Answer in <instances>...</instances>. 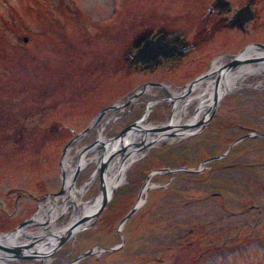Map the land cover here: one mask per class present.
<instances>
[{
	"label": "rangeland",
	"instance_id": "obj_1",
	"mask_svg": "<svg viewBox=\"0 0 264 264\" xmlns=\"http://www.w3.org/2000/svg\"><path fill=\"white\" fill-rule=\"evenodd\" d=\"M185 9V0H64L63 3L60 0H0V91L16 96L12 100L8 96L5 104L0 101V132H4V135L0 133V228H3L0 233L10 231L30 217L48 193L61 188V152L73 138L74 131L70 133V130L75 129V136L81 133L102 105L126 99L146 79L139 73H129L125 85L113 82L107 86L97 81L92 84L90 80L86 84L80 81L78 85L76 80L70 90V102H62L59 96L67 87L63 83L64 71L75 73V67H87L89 73L94 71L93 67H104L108 50L100 48V41L104 40L99 39V34L112 39L111 49L114 54L118 53L133 25L121 23L126 18L175 16ZM100 26L105 32L100 31ZM24 36L29 37L27 44L23 42ZM246 41L241 39V45ZM117 57H113V68L119 67ZM206 65L177 67L171 75L159 73V76L168 78L172 83L169 89H175L204 72ZM83 74L80 72L77 76L83 77ZM262 78L264 73L250 83L255 84ZM82 92L84 96L79 98ZM161 98L142 95L126 113L115 115L116 120L105 126L102 136L112 137L144 114L146 101ZM172 107L168 102L152 107L144 125L161 124L166 120L163 114L169 115ZM107 117L74 143L67 156L74 157L78 150L95 141ZM60 126L65 127L63 134L53 130ZM249 132L264 133V86L246 87L224 96L213 118L196 135L166 146L147 148L126 170L125 182L114 191L106 209L44 262L68 264L92 247L122 243L113 253L102 251L76 264H180V261L172 262L174 249L191 225L221 223L222 216L250 204L256 208L251 218L256 216L257 223L264 224V211L260 212L264 210V137L246 138L226 152L234 140ZM220 155H223L220 161L204 163V168L194 176L180 172L154 174L149 181L154 186L143 194L144 203L118 230L119 221L137 202L151 170L199 169L206 158ZM74 166L72 162L69 172ZM94 167L95 163H90L82 168L76 190L89 180ZM216 192L223 193V198L206 196ZM99 193L97 175L76 199L90 201ZM4 212L10 216L5 218ZM75 213L70 209L57 226L68 224ZM248 220V216H243L226 223ZM211 229L203 232L202 238L218 234L221 238H215L214 241L220 239L216 245L225 244L224 240L231 237L234 242L226 245L237 243L247 234ZM234 247L237 249L224 255L212 253L201 264H264V228ZM15 264L40 263L26 260Z\"/></svg>",
	"mask_w": 264,
	"mask_h": 264
},
{
	"label": "flooded vegetation",
	"instance_id": "obj_2",
	"mask_svg": "<svg viewBox=\"0 0 264 264\" xmlns=\"http://www.w3.org/2000/svg\"><path fill=\"white\" fill-rule=\"evenodd\" d=\"M185 3L186 9L183 16L129 17L122 21L121 23L128 22L133 25L129 27L131 33L124 41L119 67L113 68L112 51L109 58L105 59L104 67H93L94 71L89 73H87V67H75V73L63 74V81L67 84L66 89L64 88V96L68 97L67 92L70 96V90L72 85L75 87L76 80L78 85L80 81L86 84L90 80L92 84L97 81L107 86L108 83L113 82V78H116L118 84L124 85L128 77L126 72L131 69L140 71L143 76H146L145 82H161L159 73L167 76L171 75L176 67H202L209 54H212L211 52L226 44L240 49L241 39L248 40L242 46L264 43V0H185ZM245 8L242 22L234 24L235 15ZM107 39L106 44L111 47L112 39L109 38L108 41ZM150 39L175 45L177 52L173 56L147 58L144 62L136 61L134 54L146 40ZM161 53L169 54L170 51L162 50ZM114 71L117 72L115 77ZM80 72L84 73L83 77L77 76ZM220 205L225 206L224 203ZM252 209L243 208L227 214V217L232 219L248 216L247 222L225 223V216H222L219 219L221 223L216 224L215 228L220 231H245L251 235L258 228H264V225L252 222L255 221V217L251 218ZM213 225L195 226L207 228ZM193 232V230L190 231L191 236ZM184 252L185 264H192L202 260L204 250L191 244L185 246Z\"/></svg>",
	"mask_w": 264,
	"mask_h": 264
},
{
	"label": "bare ground",
	"instance_id": "obj_3",
	"mask_svg": "<svg viewBox=\"0 0 264 264\" xmlns=\"http://www.w3.org/2000/svg\"><path fill=\"white\" fill-rule=\"evenodd\" d=\"M264 73V61H261L259 63H249L246 64L244 67H240L238 69H232L228 71L227 73H224L222 80L216 86L215 82H213V77L199 83L193 84L191 87L188 89H184L181 92H171L169 96L176 97L178 94H184L179 101L175 103V108H174V117L173 121H181L184 119L185 115L190 114L192 112V109L195 107L194 111L199 110L200 113L198 114V117H206L207 116V109L209 104L213 101L215 97H224L228 94H232L235 92L240 91L243 88L246 87H254L258 88L261 86H264V78H262L260 81H258L256 84H251L250 80L255 79L259 75H262ZM170 96V97H171ZM131 102H134L135 99H131ZM159 101H152V105H156ZM146 116V115H145ZM149 139V138H148ZM147 139V140H148ZM79 140V138L76 140V142ZM136 153V152H135ZM132 155L130 159L126 160L125 162L122 161H116L114 162V166L111 169L109 173H107V178L105 180L106 182V189L107 191L110 190V187L116 186L119 187L125 179V173L127 170V166L129 165L131 159H135L139 157L138 154ZM93 160H96V156H90L89 154L85 155H78L75 158L68 157L66 156L64 158V167H65V172L66 175L69 172V166L74 163H79L81 166L86 167L89 165ZM127 167V168H126ZM94 179H91L88 184L83 186L81 189H78V193L76 196H80L81 193H83L87 185L92 183ZM68 182V180L66 181ZM111 182L112 184L108 183ZM79 200V199H78ZM101 200V195L98 196L97 198L89 201V202H84V201H77V206L79 208V218H80V212L84 209H87L90 207V210L94 209L100 202ZM81 202V203H80ZM54 200L47 198V200L41 205V208L39 210V213L34 217V220L38 221L40 219H44V215L46 213H52L51 218L54 219L56 216H58L61 211L64 209H68V205L70 204L69 199H66L64 202V206L62 209L59 211L57 209H54ZM64 212V211H63ZM57 227V226H55ZM66 225L58 227V230L55 228H52V231L57 232L58 234H61L62 231L67 229ZM51 233V232H50ZM26 235H31L30 240H33L35 237L39 236L40 234H31L30 232L27 231L26 228H22L19 231L13 232L11 234L5 235V236H0V241L4 243H20L21 241H24V238ZM49 240V243L51 245H47L46 250L51 249L52 243L56 238L51 237ZM42 243V241H41ZM43 247V246H42Z\"/></svg>",
	"mask_w": 264,
	"mask_h": 264
},
{
	"label": "water",
	"instance_id": "obj_4",
	"mask_svg": "<svg viewBox=\"0 0 264 264\" xmlns=\"http://www.w3.org/2000/svg\"><path fill=\"white\" fill-rule=\"evenodd\" d=\"M252 60H258L259 61L261 59L257 58V59H252ZM239 63H240V61L237 59L234 62H231L228 66L221 67L217 71V76L215 78L216 86H218V84L222 80V77H223L224 73L226 71H229L230 69L237 68L235 66H237ZM217 103H218V97H215L213 99V101L211 102V104L209 105V110H208L207 117L204 118V119H201V120H199L197 122L186 123L184 125H175V126L169 124V125L164 126V127L142 128V129H139V130L144 134V136L148 132L153 133L154 135H156V139H160L163 135H166L168 137H171V136H185V135L190 134V133H186V132H184L182 130H184L186 128H189L191 126H200V128H202L205 125V123L208 121V118H210L212 116ZM171 128H173V130L170 131V132L160 133V132H163V131H165L167 129H171ZM133 130L137 131L138 127L134 126V125H131V126L125 128L123 131H121L119 133V135L116 138L109 140L107 142V144H111L113 142L118 143L120 141H123L126 136L132 134ZM142 142H143V140H142ZM101 144H102V147L104 149H103V152L101 153V155L99 157V165H97V167H96V170L100 172V185H101L100 194H101V200H100L99 204L94 209H92L91 212H89L90 207L87 208L86 211L81 215V217L79 219L75 220L64 232L61 233V235L53 234V236L57 237L58 240L55 243H53L52 248L48 252L43 253L42 255L48 256L51 253H53L55 250H57L59 247H61L68 238L73 236L79 229L84 228L86 226L84 224H87L88 222H90V220L97 218L99 213L107 205V203H108V201H109V199L111 197V193L115 189V187H112L111 190L108 192L107 189H106V186H105L106 185V183H105V173L108 170V164L111 161V159L118 152H120L122 160H125L128 157L129 153H126L127 152L126 151L127 150L126 147H123V148L114 147L110 151L106 152L105 143L103 142ZM95 148L98 149V147H95ZM79 169H80V167L77 168L74 177H76V175L78 174ZM63 193H65L64 189H62L61 191H59L56 194H53V196H58V195H61ZM133 211H134V209H133ZM133 211H131V213ZM125 219H123V221ZM30 223H32V222L31 221H26V222L22 223L21 226L25 225V224H30ZM36 224L37 225H41L42 222H36ZM40 239H41V237L37 238V240H40ZM34 245H35V242L22 244V245H13V244H7L6 245V244H3V243H0V249L2 251H4V252H8V254H6L5 257H9L10 259H24V258H31V259H35L36 258L37 259V258L41 257L40 254H38V250L36 252L28 253V251H30L29 250L30 247H33Z\"/></svg>",
	"mask_w": 264,
	"mask_h": 264
}]
</instances>
